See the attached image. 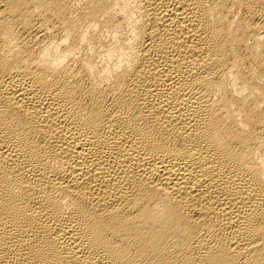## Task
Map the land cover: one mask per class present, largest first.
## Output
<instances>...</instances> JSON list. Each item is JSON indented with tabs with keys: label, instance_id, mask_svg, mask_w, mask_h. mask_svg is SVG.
<instances>
[{
	"label": "bare ground",
	"instance_id": "1",
	"mask_svg": "<svg viewBox=\"0 0 264 264\" xmlns=\"http://www.w3.org/2000/svg\"><path fill=\"white\" fill-rule=\"evenodd\" d=\"M0 264H264V0H0Z\"/></svg>",
	"mask_w": 264,
	"mask_h": 264
}]
</instances>
